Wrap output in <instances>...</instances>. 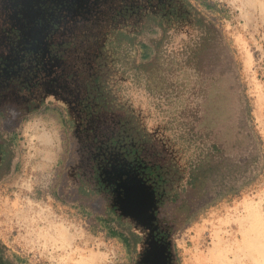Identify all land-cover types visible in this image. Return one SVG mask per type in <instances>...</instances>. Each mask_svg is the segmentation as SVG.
Masks as SVG:
<instances>
[{
	"label": "rangeland",
	"instance_id": "374dc122",
	"mask_svg": "<svg viewBox=\"0 0 264 264\" xmlns=\"http://www.w3.org/2000/svg\"><path fill=\"white\" fill-rule=\"evenodd\" d=\"M190 1L216 23L226 40L245 132L234 136L231 121L222 123L216 97L221 82L212 84L215 107L207 112L205 85L200 91L193 75L180 77L186 86L179 101L151 93L138 82V68L134 73L124 70V61L138 54V44L149 49L156 37L153 33L138 35V28L131 25L124 27L116 44H108L114 68L106 81L121 107L106 114L111 117L105 124L96 125L97 139H89L83 149L73 128L63 122L59 108L17 113L3 110L0 141L6 155L0 170L1 259L11 264H132L121 239L111 234L114 227L105 212L108 194L97 189H90L89 195L77 194L81 153L90 167L94 157L101 159L108 154L105 148L122 157L133 147L140 164L154 168L172 159L184 171L197 151L181 108L197 103L200 120L195 122V129L205 134L208 124L214 131L219 128L235 154L234 142L244 137L241 159L247 165L241 172L209 185L204 193L190 191V215L184 222L174 205L164 208L173 260L175 264H254L250 260L254 245L246 239L264 219V0H205L214 5L211 9L203 5L204 0ZM179 35H185V29ZM143 71L155 78L154 65ZM222 124L231 132L221 130ZM138 128L146 136L144 142L131 139L138 137ZM109 145L111 148L106 147ZM130 179L126 196L142 200L139 178Z\"/></svg>",
	"mask_w": 264,
	"mask_h": 264
},
{
	"label": "flooded vegetation",
	"instance_id": "af4514ba",
	"mask_svg": "<svg viewBox=\"0 0 264 264\" xmlns=\"http://www.w3.org/2000/svg\"><path fill=\"white\" fill-rule=\"evenodd\" d=\"M176 4L179 0H0V115L4 117V109L59 108L83 149L89 139H97L96 125L105 124L111 117L106 114L121 107L109 102L116 97L106 82L114 68L108 44H116L126 26L137 29L147 20L155 25L152 18ZM104 150L108 154L94 157L90 167L81 153L77 194L89 195L90 189L108 194L111 203L105 212L112 209L136 238L132 264H175L171 229L163 215L169 203L163 205L156 188V170L140 164L133 147L122 157ZM4 161L0 151V170ZM130 177L139 178L142 200L126 196ZM0 264L11 263L0 258Z\"/></svg>",
	"mask_w": 264,
	"mask_h": 264
},
{
	"label": "trees",
	"instance_id": "16d2710c",
	"mask_svg": "<svg viewBox=\"0 0 264 264\" xmlns=\"http://www.w3.org/2000/svg\"><path fill=\"white\" fill-rule=\"evenodd\" d=\"M202 3L206 8L214 7L205 0ZM163 12H165L164 15L158 14L152 18L157 19L155 25L147 20L138 28V35L153 33L156 35L155 40L154 42L150 41L149 49H146L143 44H138L140 47V49L138 47V54L125 60L126 66L123 64L125 67L123 69L128 73H134L138 68L136 74L138 82L143 83L151 93H156L158 96H173L179 101L186 86L184 79L180 77L193 75L198 80L194 83H199L200 91L201 86L205 85L203 87V102L206 107L204 110L207 112L215 107L212 105V99H214L211 95L212 84L215 81L221 82V90L216 97L220 102L218 112L222 116V123L231 121L230 127L234 136L245 132L246 127L243 125L239 95L233 89L237 82L234 79L227 43L219 27L190 0H179V5L176 4ZM182 29H185V35H179ZM150 65L155 66V78L148 76L143 71ZM187 71H189L188 74ZM109 102L110 105H113L115 98L109 97ZM198 108L197 103L194 105L185 104L181 108L183 117L187 118L186 122L190 124L188 136L192 143L194 142L197 151L194 157L188 160L186 169L181 171L178 163L172 159L154 166L156 170L155 184L163 195V205L165 203L174 205V208L183 214V222L190 215V198H187L190 191L196 194L204 193L209 185L212 186L220 179L241 172L247 165V161L241 159L244 152V137L237 138L234 142L233 147L237 152L233 153L226 145L225 139L222 138L219 128L214 131L213 127L208 124L207 128H204L205 134L195 129V122L200 120L198 115L200 108ZM222 129H225L223 124L221 125ZM139 130L138 128V143L146 140V136ZM231 130L228 131L231 132ZM0 151L3 152V158H5L6 150L2 142ZM146 169L149 171L151 168L146 167ZM78 193L87 195L80 190ZM111 210H106V214L112 217L110 226L114 228L111 230V234L117 235L121 239L131 258L136 238L117 216L112 215Z\"/></svg>",
	"mask_w": 264,
	"mask_h": 264
},
{
	"label": "bare ground",
	"instance_id": "6f19581e",
	"mask_svg": "<svg viewBox=\"0 0 264 264\" xmlns=\"http://www.w3.org/2000/svg\"><path fill=\"white\" fill-rule=\"evenodd\" d=\"M260 221L257 222L254 228L255 234L246 239L254 245L253 250L255 253L250 257V260H253L254 264H264V219Z\"/></svg>",
	"mask_w": 264,
	"mask_h": 264
},
{
	"label": "crops",
	"instance_id": "0c3cea01",
	"mask_svg": "<svg viewBox=\"0 0 264 264\" xmlns=\"http://www.w3.org/2000/svg\"><path fill=\"white\" fill-rule=\"evenodd\" d=\"M112 219V217H110Z\"/></svg>",
	"mask_w": 264,
	"mask_h": 264
}]
</instances>
